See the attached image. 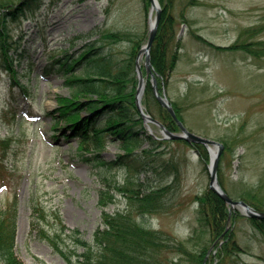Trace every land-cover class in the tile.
I'll use <instances>...</instances> for the list:
<instances>
[{
    "label": "rangeland",
    "instance_id": "374dc122",
    "mask_svg": "<svg viewBox=\"0 0 264 264\" xmlns=\"http://www.w3.org/2000/svg\"><path fill=\"white\" fill-rule=\"evenodd\" d=\"M42 1L36 20H25L10 27L17 40L26 34L19 47L30 50L34 57L33 68L23 74L28 62L13 54L19 78L32 92L28 101L5 68L0 51V138H8L10 143L0 177V208H5L16 196L18 256L25 264H70L37 229H32V203L37 202L47 213L43 228L48 233L59 231L60 220L68 226L58 242L76 262V252L82 248L69 233L78 228L84 238L93 239L102 209L98 204V190L102 186L100 171H106L123 187L139 192L150 187H168L158 207L160 212L143 220L178 240L186 239L196 224L195 195L210 186V161L201 160L196 149L184 142L172 141L159 146L144 140L137 146L136 154L150 149L151 164L159 167L150 168L140 176L133 173L132 182H128L131 173L127 168L106 170L94 161L76 156V140L68 144L63 137L54 139L52 116L46 113L56 108L58 94L70 92L66 85L70 74L59 70V62H52V51H57L54 58L62 49L78 55L88 43L98 41L123 62L132 57L131 43L110 41L102 32L121 29L142 36L148 30L149 34L150 16L145 1ZM172 4L181 47L165 85L166 95L181 107V120L186 127L224 144L218 177L220 185L221 177L225 182L227 193L234 199L254 195L264 203V56L255 58L242 50L225 48L239 39L244 28L264 26V0H200L196 5H188L187 0H173ZM40 25L45 28L39 30ZM255 38L263 40L264 32ZM140 61L143 63L144 58ZM83 67L78 68V73L85 71ZM10 104L15 110L2 112ZM150 125L153 136H161L160 127ZM120 144L108 141L101 156L114 158L123 151ZM168 161L179 163L178 180L174 179L172 169L166 168ZM128 192L131 193L123 189L117 193V201L109 203L107 209L129 208L141 219L137 200L131 199ZM54 210H59L61 219L54 216ZM236 228L247 250L231 263L264 264V234L252 227L247 217L236 222ZM209 249L208 254L212 251Z\"/></svg>",
    "mask_w": 264,
    "mask_h": 264
},
{
    "label": "trees",
    "instance_id": "16d2710c",
    "mask_svg": "<svg viewBox=\"0 0 264 264\" xmlns=\"http://www.w3.org/2000/svg\"><path fill=\"white\" fill-rule=\"evenodd\" d=\"M144 1L145 9L147 8L149 12L151 2ZM159 1L162 5V18L157 37L152 45L151 59L158 77V86L163 92L180 56L178 48L181 47V43L180 39H177L176 19L171 11L173 0ZM199 1L187 0V3L196 5ZM42 6V0H0V51L4 57L3 64L14 83L19 86V93L27 98H30L32 92L29 85L20 80L19 70L14 65L13 54L27 60V65L23 67L25 71L23 74L33 68L34 57L26 49L19 50L20 42L26 38V34H21L17 40L10 27L14 23H22L25 20H36ZM40 27L43 28L41 25ZM263 30L262 24L244 28L239 39L225 48L239 49L255 58H261L264 56V39H256L255 36L264 32ZM102 36L110 41L125 40L131 43L132 57L122 62V59L106 48L107 45L100 44L98 41L88 43L78 55L68 49H62L61 54L56 58L54 55L57 51L51 53L52 62L60 63L59 70L70 74L66 78L69 94H58L56 108L53 111H47V114L52 116L54 138L63 136L72 143L76 140L75 154L85 161H94L106 170L126 167L127 172L131 173L128 182H132L133 173L134 176H140L142 173H147L150 168L158 169L159 167L152 166L149 157L150 149H144V153L136 154L137 146L144 140H149L152 144L158 143L159 146L172 141L184 142L196 149L201 160L209 162V151L204 144L192 143L184 139L157 140L147 130L135 99L139 83L135 57L148 39V30L142 36L121 29L106 30L102 32ZM251 38L255 39L249 41ZM218 48L225 49L219 46ZM83 65L86 66L85 71L73 74ZM143 69L146 74L144 66ZM146 78L147 85L143 96L146 111L155 119L159 118L166 127L177 132L180 130L178 123L169 109L163 107L156 98L151 78ZM172 104L178 117L183 119L181 107L177 102L172 101ZM7 109L15 110L13 105H9ZM3 112L7 113V110L4 109ZM108 141L115 144L118 141L121 142L120 147L123 150L110 159L102 157L100 153L101 150L106 149ZM9 147V139L0 138V177ZM88 152L92 155H87ZM165 166L168 170L172 169L175 173L174 179L178 180L181 170L179 163L168 161ZM99 177L102 186L98 190V204L102 209L93 239L84 238L78 228L72 229L69 233L77 242L76 244L82 248L80 252H76L78 255L76 262L72 261L58 242L68 226L60 220L59 231L55 230L54 234L48 233L43 228L47 213L39 203H32V229H37L38 234L46 238L68 259L70 264H183L184 261L190 264H204V258L210 247L212 251L207 256L206 264H232L235 257L247 250L242 246V240L236 228V222L247 216L238 209L230 211L226 200L212 188L208 187L201 194L195 195V201L198 203L196 224L189 237L178 240L173 234L153 228L143 220L148 215L155 216L160 212L158 207L161 206L164 191L168 187H150L147 191L139 192L140 190L123 187L106 171H100ZM220 181L227 191L222 177ZM123 189L131 191L132 194L128 192L129 197L137 200L141 219L129 208L124 210L117 208L112 211L107 209L109 203L117 201V193L122 192ZM239 197L252 206L264 210V203L256 196ZM53 213L55 217L61 219L59 210H54ZM247 218L252 227L264 234V220ZM17 228L18 201L15 196V199L8 202L5 208H0V264H25L16 252Z\"/></svg>",
    "mask_w": 264,
    "mask_h": 264
},
{
    "label": "water",
    "instance_id": "95a60500",
    "mask_svg": "<svg viewBox=\"0 0 264 264\" xmlns=\"http://www.w3.org/2000/svg\"><path fill=\"white\" fill-rule=\"evenodd\" d=\"M151 5H152V11L155 10L156 11V17L155 18H151L150 21V32H149V39L147 41V43L142 46V49L139 53V56L137 57V70H138V74H139V87H138V93H137V104L140 108V110L142 111V115L144 116V118L146 119V121H153L155 123H157L160 128L162 129V133L164 135V138H172V139H177V138H181V139H186L187 141H192V142H201L203 144L206 145V147H208V149L210 150V154H211V162L209 165L210 168V188H213L221 197H223L231 206V208L235 207V208H239L242 210V212H244L246 215H248L249 217H257L260 219L264 220V211L258 210L256 207H252L249 203H247V201H245L244 199H234L233 197H230L227 192L224 190V188H222V186L219 183V177H218V169H219V163H220V156L225 148L224 144L221 141H217L211 138H206L203 137L202 135H197L194 132H192L188 127H185L184 123L182 122V120L177 117V114L175 112L174 107H172V104L169 100V98L166 96V94H161L159 91V87L157 84V77L155 76L153 67H152V63H151V57H150V53H151V49H152V44L156 38V34L158 32L159 29V24L161 21V5L159 4L158 0H151ZM142 54H145V63L147 66V69L149 71V73L152 74V77L154 78V87L156 88V96L159 99V101L161 102V104L167 108H169L173 118H175L176 122H178V125L181 128L180 132H173L171 131L169 128H166L165 125L160 122L159 120L154 119L152 116L146 114L143 111V106H142V96L145 90V78L142 68H141V64L139 62V58Z\"/></svg>",
    "mask_w": 264,
    "mask_h": 264
}]
</instances>
